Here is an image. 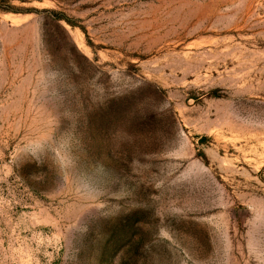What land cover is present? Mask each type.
Returning a JSON list of instances; mask_svg holds the SVG:
<instances>
[{"label": "rangeland", "instance_id": "rangeland-1", "mask_svg": "<svg viewBox=\"0 0 264 264\" xmlns=\"http://www.w3.org/2000/svg\"><path fill=\"white\" fill-rule=\"evenodd\" d=\"M0 264H264V0H0Z\"/></svg>", "mask_w": 264, "mask_h": 264}, {"label": "trees", "instance_id": "trees-1", "mask_svg": "<svg viewBox=\"0 0 264 264\" xmlns=\"http://www.w3.org/2000/svg\"><path fill=\"white\" fill-rule=\"evenodd\" d=\"M7 11H10V12H19V10L18 9H12V8H10V9H7ZM57 18V17H56ZM205 138H202L201 139V143H203V142H205Z\"/></svg>", "mask_w": 264, "mask_h": 264}]
</instances>
